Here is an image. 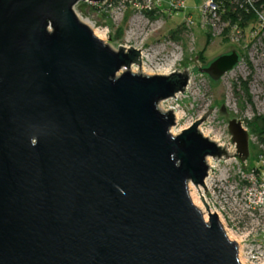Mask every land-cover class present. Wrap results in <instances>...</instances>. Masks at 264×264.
<instances>
[{"label":"water","instance_id":"obj_1","mask_svg":"<svg viewBox=\"0 0 264 264\" xmlns=\"http://www.w3.org/2000/svg\"><path fill=\"white\" fill-rule=\"evenodd\" d=\"M101 1L0 0V264H241L188 193L207 190V157L228 156L198 130L211 108L171 134L158 102L187 71L132 72L141 50L111 48L74 8ZM238 60L200 70L218 80ZM228 131L244 161L248 131Z\"/></svg>","mask_w":264,"mask_h":264},{"label":"rangeland","instance_id":"obj_2","mask_svg":"<svg viewBox=\"0 0 264 264\" xmlns=\"http://www.w3.org/2000/svg\"><path fill=\"white\" fill-rule=\"evenodd\" d=\"M86 3L84 6L77 3L75 11L102 34L104 43L113 49L121 45L141 50L144 64L140 67L132 65V72L161 74L157 71L160 67L169 68L164 74L187 71L189 81L185 89L160 100L158 108L167 112L172 107L179 113V117L174 116L171 126L177 134L211 108L198 130L216 144L222 147L225 144L228 156L207 160L209 174L205 192L224 209L220 221L230 239L236 238L243 251L247 248L264 251L263 218H259L257 209L249 213L244 210V202L253 199L250 189H264L263 25L251 28L250 24L244 30L232 26L225 34L222 30L227 22L222 19L209 27H201L198 7L202 0H184V8L171 11L168 10L169 0H162L157 7L153 0ZM91 6L95 8L91 9ZM185 16L192 18L191 26L183 22ZM172 30L175 38L170 35ZM231 50L238 52L239 60L218 80L200 70L216 56ZM243 82L247 90L243 89ZM232 118L240 120L249 133V154L244 161L237 156L228 131V121ZM191 190L197 191L198 196L204 193L201 186L197 189L189 182V196ZM232 224L237 226L238 234L233 235L229 230ZM242 263L250 264L245 260Z\"/></svg>","mask_w":264,"mask_h":264},{"label":"built area","instance_id":"obj_3","mask_svg":"<svg viewBox=\"0 0 264 264\" xmlns=\"http://www.w3.org/2000/svg\"><path fill=\"white\" fill-rule=\"evenodd\" d=\"M161 2L162 0H153V3L155 4L156 7L160 6ZM169 6H170L168 8L169 11H171L172 9H182L184 8V0H169ZM239 7H245L246 12L251 11L256 16L257 24L264 26V2L256 6V3L251 0H243V2L239 4ZM198 10L200 14L199 25L201 27H206V26L209 27L210 25H213L215 22H218L220 19H222L221 18L222 11L220 10V6L214 0H202V3L198 7ZM183 22L186 23V25L188 26H191L193 24V20L190 16H185ZM226 22L228 26L229 21ZM232 26H238V25L237 23H233L231 24L230 28ZM208 174H209V166H208L207 176L205 177L204 181L207 180ZM250 194L253 195V199L246 200L244 202V210L247 213H249L250 211L257 209V213H259V218L261 220L263 218V222H264V189L252 188L250 189ZM202 195L204 201L208 205L209 211L212 213L215 212L218 215V218L222 219V217H224L223 216L224 209L220 205H217L211 199V197L205 192ZM255 218L258 219L257 216ZM229 230L232 232L233 235L239 233L237 226L233 224L230 226ZM234 241L237 244L238 259L241 264H243L242 260H245L250 264H264V251L262 249L247 248L246 251H243L240 248L241 246L238 240L235 238Z\"/></svg>","mask_w":264,"mask_h":264},{"label":"trees","instance_id":"obj_4","mask_svg":"<svg viewBox=\"0 0 264 264\" xmlns=\"http://www.w3.org/2000/svg\"><path fill=\"white\" fill-rule=\"evenodd\" d=\"M219 6L221 12V18L225 21H229V25L223 29V34L227 33L230 29L231 24L237 23V25L242 29H246L250 24L251 28H255L257 25L256 16L251 12H246L245 7H239V4L243 2V0H214ZM264 2L260 0L256 2V6L258 3ZM80 6L87 5L86 2H79ZM94 9V6L90 7ZM152 12V11H151ZM150 13V11H148ZM264 27V26H262ZM175 31H170V35L172 38L174 36ZM209 37V36H208ZM210 39V38H209ZM243 89L247 90L245 82H243Z\"/></svg>","mask_w":264,"mask_h":264},{"label":"bare ground","instance_id":"obj_5","mask_svg":"<svg viewBox=\"0 0 264 264\" xmlns=\"http://www.w3.org/2000/svg\"><path fill=\"white\" fill-rule=\"evenodd\" d=\"M78 17H79V19L82 21V22H84L85 24H87L92 30H93V32H94V34L98 37V38H100L101 40L103 39V37H102V34H100L97 30H95L94 28H93V26L89 23V21L86 19V18H82L81 16H79L78 15ZM143 57H144V55L142 54V63L144 64V59H143ZM169 70V68L168 67H160V68H158V72L159 73H161V74H164V73H166L167 71ZM170 110L173 112V115L175 116V117H179L180 115H179V113L177 112V111H174V109L172 108V107H170ZM170 133L171 134H173V135H176L177 134V130L174 128V127H171L170 128ZM209 159V157L207 158V160ZM200 191V190H199ZM197 193V191L196 192H194V191H190V196H191V200H192V202L194 203V205L202 212V214H203V218H204V220H207L208 219V213H207V211H206V209H205V206H204V204H203V202L201 201V199H200V194H199V196H198V193ZM220 220V219H219ZM221 222V221H220ZM226 234H227V236H228V238H230L231 236L226 232Z\"/></svg>","mask_w":264,"mask_h":264},{"label":"flooded vegetation","instance_id":"obj_6","mask_svg":"<svg viewBox=\"0 0 264 264\" xmlns=\"http://www.w3.org/2000/svg\"><path fill=\"white\" fill-rule=\"evenodd\" d=\"M210 63V62H209Z\"/></svg>","mask_w":264,"mask_h":264}]
</instances>
